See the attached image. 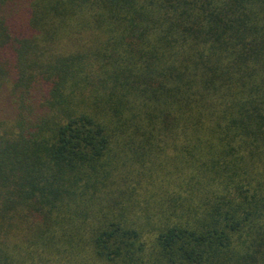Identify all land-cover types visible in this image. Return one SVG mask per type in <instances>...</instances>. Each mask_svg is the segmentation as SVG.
<instances>
[{
    "label": "trees",
    "instance_id": "trees-1",
    "mask_svg": "<svg viewBox=\"0 0 264 264\" xmlns=\"http://www.w3.org/2000/svg\"><path fill=\"white\" fill-rule=\"evenodd\" d=\"M0 264H264V0H0Z\"/></svg>",
    "mask_w": 264,
    "mask_h": 264
}]
</instances>
